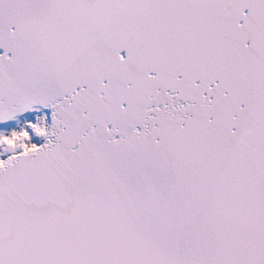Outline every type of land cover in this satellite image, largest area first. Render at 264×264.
Instances as JSON below:
<instances>
[{
    "label": "snow or ice",
    "instance_id": "6c2138e0",
    "mask_svg": "<svg viewBox=\"0 0 264 264\" xmlns=\"http://www.w3.org/2000/svg\"><path fill=\"white\" fill-rule=\"evenodd\" d=\"M0 264H264V0H0Z\"/></svg>",
    "mask_w": 264,
    "mask_h": 264
}]
</instances>
